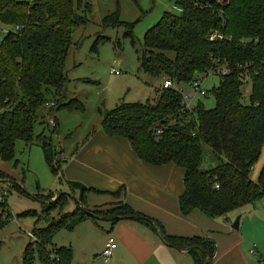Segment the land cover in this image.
I'll list each match as a JSON object with an SVG mask.
<instances>
[{"label": "trees", "instance_id": "obj_1", "mask_svg": "<svg viewBox=\"0 0 264 264\" xmlns=\"http://www.w3.org/2000/svg\"><path fill=\"white\" fill-rule=\"evenodd\" d=\"M171 1L179 12H163L143 33L138 61L145 74L161 77L162 81L169 79L174 85L155 86L154 96L144 102H121L104 113L99 109L100 129L109 136L127 139L141 162L181 167V214L188 215L195 209L216 218L264 199V164L256 180L250 174L264 144V0ZM115 9L103 17L102 25H124V34L132 39L133 22H121L120 11L117 6ZM90 12L91 4L86 0H0V23L14 27L0 40L3 161L12 159L17 140L26 145L33 141L37 112L43 106H49L48 113L84 110L83 102L66 94L64 65L73 44L72 33L87 21ZM215 31L222 38L211 40ZM94 40L92 50L108 39L97 36ZM115 46L119 47L116 41ZM209 73L219 77L217 86L211 89L215 105L205 108L198 100L190 110H183L178 85ZM245 79L251 84L248 104L242 102ZM51 118L54 133L58 120ZM157 129L161 133H156ZM36 140L44 161L61 181L65 161L58 159V149L43 130ZM204 145L217 164L201 170ZM6 177L0 172V180ZM10 182L23 191L21 185ZM123 192L120 187L112 193ZM72 195L60 192L47 203L40 200L43 206L39 218L45 225H34L30 230L36 240L24 248L22 264H34L35 258L42 264H70L72 249L55 246L51 240L58 230H73L83 220L96 223L84 209L112 225L128 219L145 224L167 245L188 252L194 264H211L215 253L211 237L169 235L162 223L137 212L123 200L112 202L110 208H89L84 204V194L80 203L75 200L72 210L49 216ZM7 215L4 199L0 201V228Z\"/></svg>", "mask_w": 264, "mask_h": 264}, {"label": "rangeland", "instance_id": "obj_2", "mask_svg": "<svg viewBox=\"0 0 264 264\" xmlns=\"http://www.w3.org/2000/svg\"><path fill=\"white\" fill-rule=\"evenodd\" d=\"M86 1L91 4V12L87 14V21L74 29L73 44L68 49L64 65L68 77L65 84L67 96L76 97L83 102L84 110L69 111L64 109L48 113L49 108L43 106L37 112L39 120L33 127V141L26 145L22 140H17L12 159L3 161L0 158V172L7 176L0 180V191L6 190L5 199L9 212V216L7 215L0 228V264H22L23 250L27 244L32 242L27 231H30L34 225H45V221L39 218L43 206L40 200L47 203L54 198L56 193H71L68 180L63 172L61 181H59L44 161L43 151L36 140V135L43 130L44 134L51 138L52 143L59 148L57 150L59 160H62L63 152L72 157L75 154V147H79L81 140L89 131L93 133L95 128L100 126L102 117L99 109L104 113L121 102H144L154 96L153 88L161 85L162 82L161 77L153 78L145 74L139 68L138 58L142 48L143 33L155 24L163 12H179L173 6V1ZM116 6L120 11V21L133 22L134 24L132 28L133 43L132 39L124 34L126 30L124 25L116 27L102 25L103 17L116 10ZM12 30L14 27L0 23V40L8 31ZM97 36L105 37L108 40L100 41L97 50H92L94 39ZM115 41L119 43V47L115 46ZM112 69L118 70V73H114ZM197 78L201 79L200 89L207 92L205 95L200 96L193 90L190 83L180 84L178 87L183 90L184 94L191 93L193 95V104L200 100L205 108H212L215 105V98H213L211 89L217 86L219 77L215 73H209L201 74ZM244 82L242 102L248 104L251 84L248 79H245ZM51 117H56L58 120L57 130L54 133L52 132L54 122ZM258 158L250 172L254 180L258 178L259 170L264 164V144ZM201 160V170L217 164L207 145L203 146ZM65 162L62 163L63 168ZM9 179L12 183L21 185L23 191L12 187ZM48 192L53 194L48 195ZM75 194L67 199L65 205L51 211L49 216L55 217L73 209L76 200L74 197H78L77 192ZM69 204L73 206L68 208ZM251 206H257L255 211L244 208L241 213L242 219L247 221L248 215L254 212H261L264 215V199L244 207ZM233 213H229L228 216L234 222L239 213L232 218ZM37 217L38 221H36ZM95 224L106 231H110L111 227L115 225L103 217L96 219ZM85 225L77 224L76 228L70 231L60 229L53 235L51 241L55 246H69L72 249L70 264H104L94 255L99 247L95 236L97 230L87 228ZM116 229L115 225L113 231L108 234L113 236ZM34 264L42 263L38 258H35Z\"/></svg>", "mask_w": 264, "mask_h": 264}, {"label": "crops", "instance_id": "obj_3", "mask_svg": "<svg viewBox=\"0 0 264 264\" xmlns=\"http://www.w3.org/2000/svg\"><path fill=\"white\" fill-rule=\"evenodd\" d=\"M74 153L69 157L63 152L62 159L66 162L62 172L68 181L76 180L86 185L84 204L89 208H110L112 202L123 200L137 212L162 223L169 235L211 237L215 252L211 264H264V215L251 213L247 221L241 216L244 208L255 211L257 206L229 212H234L232 218L240 215L236 229L231 227L233 221L229 213L216 218L195 209L188 215L181 214L178 197L183 192L182 168L171 163L153 166L141 162L127 139L109 136L100 126L93 133L89 131ZM120 187L124 192L113 195L112 192ZM75 192L71 194L76 195ZM82 224L97 230L99 247L94 255L104 264H194L188 252L174 249L147 225L129 219L114 223L117 246L113 256L104 260L101 250L115 225L106 231L91 219L78 223Z\"/></svg>", "mask_w": 264, "mask_h": 264}, {"label": "built area", "instance_id": "obj_4", "mask_svg": "<svg viewBox=\"0 0 264 264\" xmlns=\"http://www.w3.org/2000/svg\"><path fill=\"white\" fill-rule=\"evenodd\" d=\"M222 38V36H220V34L217 33V31L213 32L211 35H210V39L211 40H214L215 38ZM114 73H118V70H114L112 69ZM201 79H198V78H195L193 79L190 84H191V87L193 88V90L195 92H197L200 96L204 95L205 94V90L204 89H200V85H201ZM172 85V82L171 80L169 79H164L162 82H161V86L162 88H168V87H171ZM178 89L180 91H182V109L187 111V110H190L195 104H193V95L191 93H186L184 94L183 93V90L180 89L178 87ZM156 133H161V130L160 129H157V132ZM215 187L217 188V185H215ZM6 190H2L0 191V201L4 200L5 199V195H6ZM28 233V236L30 237V239L32 241H35L36 238L35 236L31 233V231H27ZM106 242L104 243V246L101 250V255L103 257L104 260H108L109 258H111L113 255V252H114V249L116 248L117 246V239H115L114 236H111V235H108L107 238H106Z\"/></svg>", "mask_w": 264, "mask_h": 264}, {"label": "water", "instance_id": "obj_5", "mask_svg": "<svg viewBox=\"0 0 264 264\" xmlns=\"http://www.w3.org/2000/svg\"><path fill=\"white\" fill-rule=\"evenodd\" d=\"M69 187H70V190L71 191H76L77 194H78V197L74 199H76V201L78 203H80L82 201V197H83V193L84 191L86 190V185L82 182H79V181H76V180H70L69 181ZM84 209V208H83ZM84 211L89 214L90 216H92L93 218L95 219H98L100 218L98 215H95L94 213L84 209ZM239 217L240 215H237L236 218L234 219V222L232 223L231 227L233 229H236L238 227V224H239Z\"/></svg>", "mask_w": 264, "mask_h": 264}]
</instances>
